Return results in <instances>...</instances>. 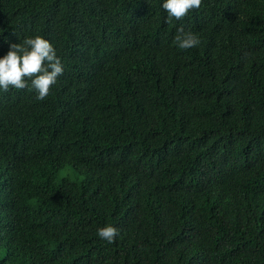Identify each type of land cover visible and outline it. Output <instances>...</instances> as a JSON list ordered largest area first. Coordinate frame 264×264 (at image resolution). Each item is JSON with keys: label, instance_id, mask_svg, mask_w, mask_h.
Returning a JSON list of instances; mask_svg holds the SVG:
<instances>
[{"label": "trees", "instance_id": "trees-1", "mask_svg": "<svg viewBox=\"0 0 264 264\" xmlns=\"http://www.w3.org/2000/svg\"><path fill=\"white\" fill-rule=\"evenodd\" d=\"M162 4L0 0L63 66L0 90V264H264V0Z\"/></svg>", "mask_w": 264, "mask_h": 264}, {"label": "clouds", "instance_id": "clouds-1", "mask_svg": "<svg viewBox=\"0 0 264 264\" xmlns=\"http://www.w3.org/2000/svg\"><path fill=\"white\" fill-rule=\"evenodd\" d=\"M202 0H163L162 8L168 14V21L173 18L183 20L190 11L199 9ZM175 42L180 49H189L200 43L198 36L192 31H185L181 26L177 29ZM63 74V66L53 45L44 37H26L22 43H12L6 55L0 57V90L7 92L9 88L25 89L30 80L31 88L37 93L38 100H44ZM27 78V79H26ZM98 236L111 243L118 234L112 225L99 228Z\"/></svg>", "mask_w": 264, "mask_h": 264}]
</instances>
